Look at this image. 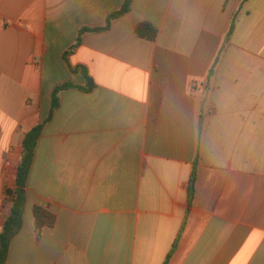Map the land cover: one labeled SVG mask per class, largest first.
Instances as JSON below:
<instances>
[{
  "label": "crops",
  "instance_id": "1",
  "mask_svg": "<svg viewBox=\"0 0 264 264\" xmlns=\"http://www.w3.org/2000/svg\"><path fill=\"white\" fill-rule=\"evenodd\" d=\"M124 3L0 0V230L48 121L7 264H264V0H132L85 30Z\"/></svg>",
  "mask_w": 264,
  "mask_h": 264
},
{
  "label": "trees",
  "instance_id": "2",
  "mask_svg": "<svg viewBox=\"0 0 264 264\" xmlns=\"http://www.w3.org/2000/svg\"><path fill=\"white\" fill-rule=\"evenodd\" d=\"M132 0H125L123 7L113 12L108 16L107 24L101 28L87 29L90 31L108 30L111 27L112 21L121 17L129 12ZM232 30V27H231ZM137 35L141 38L154 41L157 38L158 30L151 23L145 22L139 25ZM81 39H78V44ZM77 44V45H78ZM82 68V67H79ZM79 68H71L72 72H76ZM211 74L213 69H211ZM96 84L92 79H89V85L86 88L75 85L72 82H65L55 87L51 99V112L50 117L60 106L59 93L65 89L77 87L81 90L91 91L95 88ZM48 121L38 124L26 133L23 139V151L20 163L17 168V175L15 179L14 188L6 189V195L12 197L11 211L6 219L2 229L0 230V264H7L9 249L14 236L20 231L23 225V217L27 206V181L29 173L33 164L37 142L44 126ZM196 179V170L194 169L191 179V196L194 194V184ZM33 216L35 226L41 232L44 228H52L56 224V215L47 207L35 205L33 207ZM167 263V262H166ZM165 263V264H166Z\"/></svg>",
  "mask_w": 264,
  "mask_h": 264
}]
</instances>
